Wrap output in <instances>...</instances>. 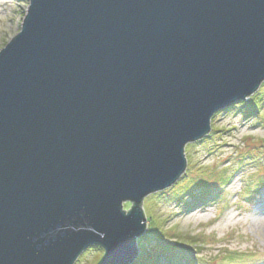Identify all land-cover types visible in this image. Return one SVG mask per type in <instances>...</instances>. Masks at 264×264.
Instances as JSON below:
<instances>
[{
    "label": "water",
    "instance_id": "water-1",
    "mask_svg": "<svg viewBox=\"0 0 264 264\" xmlns=\"http://www.w3.org/2000/svg\"><path fill=\"white\" fill-rule=\"evenodd\" d=\"M29 5L0 53V264H76L92 246L132 264L144 199L264 83V0Z\"/></svg>",
    "mask_w": 264,
    "mask_h": 264
},
{
    "label": "rangeland",
    "instance_id": "rangeland-1",
    "mask_svg": "<svg viewBox=\"0 0 264 264\" xmlns=\"http://www.w3.org/2000/svg\"><path fill=\"white\" fill-rule=\"evenodd\" d=\"M29 4L0 0V53L21 31ZM185 158L180 180L144 199L147 228L132 264H264V222H256L264 219V83L217 112L210 134L187 144ZM103 258L104 250L92 246L76 264Z\"/></svg>",
    "mask_w": 264,
    "mask_h": 264
},
{
    "label": "trees",
    "instance_id": "trees-1",
    "mask_svg": "<svg viewBox=\"0 0 264 264\" xmlns=\"http://www.w3.org/2000/svg\"><path fill=\"white\" fill-rule=\"evenodd\" d=\"M251 100H252V99L250 98V101H251ZM241 104H242V103H241ZM243 104H244V103H243ZM253 104H256V102H254ZM247 105L253 107V106L250 104V102H249ZM257 107H258V106H257ZM257 109H258V108H257ZM257 109L255 108V110H257ZM230 110H231V107H230ZM179 183H180V182H179ZM190 183H191V184H192V183H195V181H191ZM258 184H259V182H257L255 185H258ZM177 185H178V184H177ZM162 243H163V242H161V241L158 240V247H157V250H159V249L161 248V246L163 245ZM185 244H187V242H186ZM138 258H141V256H139ZM138 258H137V259H138ZM230 258H232V256H231ZM190 263H191V262H190Z\"/></svg>",
    "mask_w": 264,
    "mask_h": 264
},
{
    "label": "bare ground",
    "instance_id": "bare-ground-1",
    "mask_svg": "<svg viewBox=\"0 0 264 264\" xmlns=\"http://www.w3.org/2000/svg\"><path fill=\"white\" fill-rule=\"evenodd\" d=\"M256 220H257V221H256L257 223H261V224H263V222H264V219L256 218Z\"/></svg>",
    "mask_w": 264,
    "mask_h": 264
}]
</instances>
